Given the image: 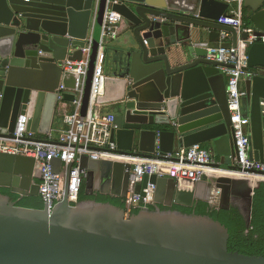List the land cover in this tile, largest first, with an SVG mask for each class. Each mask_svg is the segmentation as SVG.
<instances>
[{"label": "water", "instance_id": "water-1", "mask_svg": "<svg viewBox=\"0 0 264 264\" xmlns=\"http://www.w3.org/2000/svg\"><path fill=\"white\" fill-rule=\"evenodd\" d=\"M111 1V10L128 26L120 47L113 43L118 36L102 38L108 0H0V137L12 139L22 115L29 132L49 135L62 102L74 100L79 77L64 64L88 59L80 115L88 114L98 67L104 94L95 107H116L111 140L116 153L131 160L82 156L86 196L125 200L135 160H168L194 145L210 148L218 172L200 181L143 176L135 191L144 197L153 185L154 201L133 215L111 203L70 204L72 164L64 196L52 210L45 204L20 207L0 193V264H264V256L229 252V231L219 221L172 210L210 205L218 192L219 204L212 208L236 206L251 224L257 181L236 174L242 169L236 165L227 79L219 69L223 64L211 56V50L247 41L249 33L218 23L231 16V4L220 0ZM254 1L264 0H244V5L255 8ZM254 11L248 26L262 37L264 9ZM222 33L228 36L224 42ZM248 61L257 72L246 80L241 98L243 117L250 120L248 158L264 163V43L248 47ZM35 165L32 157L0 152V188L19 200L40 197ZM52 166L59 173L62 162L54 159Z\"/></svg>", "mask_w": 264, "mask_h": 264}, {"label": "built area", "instance_id": "built-area-1", "mask_svg": "<svg viewBox=\"0 0 264 264\" xmlns=\"http://www.w3.org/2000/svg\"><path fill=\"white\" fill-rule=\"evenodd\" d=\"M228 4L240 0H220ZM113 2L108 0L104 23L102 28L103 39L117 37V26L123 17L111 10ZM219 24L237 28L242 33H249V39L242 41L237 47L229 49L218 48L211 50L214 60L223 64L220 72L227 79V94L229 110L234 123L236 147L238 158L236 165L242 171L236 172L238 176L250 178L257 182L264 181V163L250 161L248 158V130L249 118H244L241 109V98L244 92L240 85L244 80L252 79L257 72L249 66L248 47L254 43H264V35L258 37L243 20L241 10L231 12V16H223L218 20ZM227 40V34H221V42ZM88 59L81 62H66V71L79 75L76 89L72 92L74 100L69 102L70 110H65L63 120L66 126L58 138L53 140L52 132L46 136L44 142L35 141V135L27 129L28 119L22 115L19 117L13 132V138L0 137V152H8L16 155L32 157L36 161V170L40 176L39 195L49 210L59 203L65 192V173L67 166L72 164L68 184V201L75 205L79 203V196L88 176L86 169L80 167L82 156H88L93 160L112 159L118 161L131 160L128 156L116 153L117 145L112 142V132L117 128L114 114L98 113L95 107L98 97L104 94V76L98 67L96 68L90 95L89 111L86 117L80 115L84 92L85 78L87 74ZM63 85L58 93L59 100L63 101ZM1 132V129H0ZM58 142V143H52ZM168 160L140 158L135 160V168L130 173L129 191L125 199L126 209L131 214L135 209H142L154 201L155 187L148 185L144 190L145 196L135 191V186L145 175L169 177L177 181H200L204 175L218 172L212 167L215 163L213 154L201 145L190 148H180L174 155H169ZM60 159L62 167L56 173L52 166V160ZM219 204V193H212L210 205Z\"/></svg>", "mask_w": 264, "mask_h": 264}, {"label": "trees", "instance_id": "trees-1", "mask_svg": "<svg viewBox=\"0 0 264 264\" xmlns=\"http://www.w3.org/2000/svg\"><path fill=\"white\" fill-rule=\"evenodd\" d=\"M243 20L248 25L247 19L243 17ZM202 147L205 148L204 146ZM0 193L9 195L12 202H15L20 207L42 209L44 206L41 197H27L19 200L18 195L11 194L9 190L3 188H0ZM91 200L101 203H111L123 209L126 208L125 200L121 198L103 194L86 196L83 186L79 202ZM177 209L187 214L209 216L223 224L228 229L230 235L228 242L229 252H239L250 256H264V181L257 182L255 185L252 219L249 226H247L241 210L236 206H232L229 209L216 210L207 203L199 202L194 208H183L180 206L172 208V210ZM140 210H133L131 215L138 214ZM150 210H154V208L150 207ZM162 210L171 209L162 207Z\"/></svg>", "mask_w": 264, "mask_h": 264}, {"label": "crops", "instance_id": "crops-1", "mask_svg": "<svg viewBox=\"0 0 264 264\" xmlns=\"http://www.w3.org/2000/svg\"><path fill=\"white\" fill-rule=\"evenodd\" d=\"M253 5L257 6V7H252V6H245L244 5V0H240L239 2L234 1L233 3H231V8H230V13L234 12V11H238L241 10L243 13V17L245 19H247L248 23L250 22L251 16H253L255 14V10H261L264 9V1L263 2H252ZM127 24L124 21V19L122 20V22L117 26V40H115L113 43L115 44V47H117L119 45L122 46V44H124L125 41H127L128 39V34H127ZM228 39V36H227ZM240 89L242 92L245 93L246 90V80L241 82L240 85ZM70 104L69 102H62L61 107L59 108L55 120H54V124L52 127V137L53 140H58L61 132L63 130H65L66 126L64 124V120H63V113L65 110H70ZM98 113L101 114H114L116 115V107L114 105H102L98 108ZM35 138L38 139H46V136L37 134L35 135ZM206 149H208L210 151V148L206 145H203ZM212 174V173H211Z\"/></svg>", "mask_w": 264, "mask_h": 264}, {"label": "flooded vegetation", "instance_id": "flooded-vegetation-1", "mask_svg": "<svg viewBox=\"0 0 264 264\" xmlns=\"http://www.w3.org/2000/svg\"><path fill=\"white\" fill-rule=\"evenodd\" d=\"M37 182H38V183H40V181H39V180H37ZM8 196H9V195H8ZM9 197H10V196H9ZM177 210H178V209H177ZM180 211H182V210H180Z\"/></svg>", "mask_w": 264, "mask_h": 264}]
</instances>
